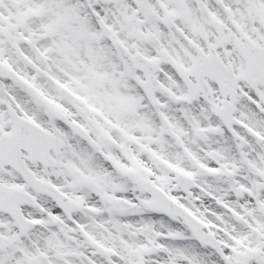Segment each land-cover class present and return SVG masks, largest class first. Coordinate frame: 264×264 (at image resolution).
Instances as JSON below:
<instances>
[{
	"label": "snow or ice",
	"instance_id": "1",
	"mask_svg": "<svg viewBox=\"0 0 264 264\" xmlns=\"http://www.w3.org/2000/svg\"><path fill=\"white\" fill-rule=\"evenodd\" d=\"M0 264H264V0H0Z\"/></svg>",
	"mask_w": 264,
	"mask_h": 264
}]
</instances>
